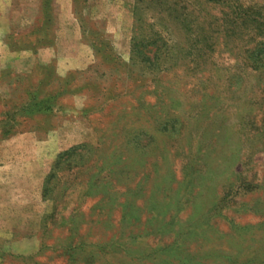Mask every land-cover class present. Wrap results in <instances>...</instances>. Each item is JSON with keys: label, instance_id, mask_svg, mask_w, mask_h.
Listing matches in <instances>:
<instances>
[{"label": "rangeland", "instance_id": "obj_1", "mask_svg": "<svg viewBox=\"0 0 264 264\" xmlns=\"http://www.w3.org/2000/svg\"><path fill=\"white\" fill-rule=\"evenodd\" d=\"M236 4L264 23V0H0V264H264V34Z\"/></svg>", "mask_w": 264, "mask_h": 264}, {"label": "trees", "instance_id": "obj_2", "mask_svg": "<svg viewBox=\"0 0 264 264\" xmlns=\"http://www.w3.org/2000/svg\"><path fill=\"white\" fill-rule=\"evenodd\" d=\"M207 3H216V1H220V0H205ZM205 3V2H203ZM206 4V3H205ZM228 9L230 10L231 15L233 16V18L235 19V21H237V18L239 20H244V23H251L252 25H256L259 29L261 30L260 34H264V23H262L259 20V15H254L253 13L248 14L247 12L242 10V6L240 5H233V6H228ZM249 11L253 10V8H249ZM244 15V16H243ZM260 48L252 51V54L250 57H252L253 59H255V61H257V64H260L262 67H264V42H260L258 45ZM135 48H137L136 46L133 47V52L137 54H139V56L143 57L144 59H149L150 57L148 56L149 54H151V51H146L145 53L147 54H141L143 52H140V50H135ZM157 51V49H156ZM153 52V56H155L157 53ZM150 68L154 71H159L160 70V65L159 64H151ZM257 68V67H256ZM44 103H41V105H43ZM46 110H50V108H47ZM85 146H81V147H74L71 150L67 151L65 154L61 155L62 158H66V159H70L71 157H73L75 154H77L78 151L80 150H84ZM55 178V173L53 172L50 176L47 177L46 181H45V185H44V191H43V197L44 199L47 198V194L49 193V191H51V185H52V180Z\"/></svg>", "mask_w": 264, "mask_h": 264}, {"label": "crops", "instance_id": "obj_3", "mask_svg": "<svg viewBox=\"0 0 264 264\" xmlns=\"http://www.w3.org/2000/svg\"><path fill=\"white\" fill-rule=\"evenodd\" d=\"M8 32H9V30L5 29V26H4V23H3L2 28H0V34L1 35H5ZM51 47L52 46H50V48L48 47L49 49H46V52H45L46 55L48 53V55H50V57H51V55H53V51H54ZM21 55H22V53L9 51L6 44L0 43V56H2V58H6V59L10 58V60L13 61L15 59H19L18 57H20Z\"/></svg>", "mask_w": 264, "mask_h": 264}]
</instances>
